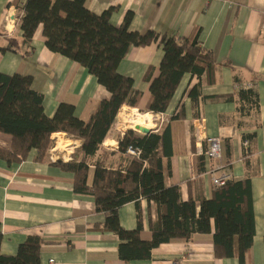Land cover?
Instances as JSON below:
<instances>
[{
	"label": "crops",
	"instance_id": "0c3cea01",
	"mask_svg": "<svg viewBox=\"0 0 264 264\" xmlns=\"http://www.w3.org/2000/svg\"><path fill=\"white\" fill-rule=\"evenodd\" d=\"M26 2L0 0V74L31 76L33 89L44 95L47 116L53 117L59 105L66 103L75 107L76 117L88 123L111 94L84 66L51 52L42 26L31 47L23 46L19 52L1 51L9 38H22L17 6ZM86 7L97 15L114 8L111 22L116 27L132 12L130 30L197 38L213 53L218 64L213 77L185 75L168 110L151 113L159 121L153 131L169 122L173 154L164 162L165 184L180 186L184 201L192 198L197 202V213L200 201L211 198L216 187L209 168L223 167L231 174V181L250 180L256 230L253 246L244 263L238 257L216 258L212 222L211 233L162 244L148 261L121 260L118 235L94 229L106 218L96 211L94 197L76 193L74 174L58 165L80 162L83 141L58 132L51 136L50 161L36 162L35 150L20 163L0 159L1 252L15 256L21 244L37 236L45 241L41 264H264V0H86ZM163 58V47L154 43L131 48L120 63L118 72L134 81L129 98L138 91L140 103L138 107L125 104L120 109L102 149L89 164V186L94 183L96 162L111 170L128 165V157L119 151V139L131 129V111L150 113V82L159 76ZM198 84L206 98H199L194 107L189 94ZM242 90L257 94V107L251 102L242 104ZM182 108L184 118L171 120ZM123 110L125 115L120 117ZM200 122L204 128L199 145L195 133ZM213 137L222 141V157L209 161L201 153L208 149L207 138ZM11 143L10 135L0 136V148L12 151ZM139 214L140 237L151 241L150 223L158 221L155 203L143 198L139 205L129 203L118 211L127 230L137 228Z\"/></svg>",
	"mask_w": 264,
	"mask_h": 264
},
{
	"label": "trees",
	"instance_id": "16d2710c",
	"mask_svg": "<svg viewBox=\"0 0 264 264\" xmlns=\"http://www.w3.org/2000/svg\"><path fill=\"white\" fill-rule=\"evenodd\" d=\"M17 9L22 38H9L2 52H19L23 46L31 47L36 31L42 26L46 47L84 66L111 97L100 103L88 123L76 117L75 107L66 103L60 104L55 115L49 117L44 110V95L33 89L31 76L0 74V136L12 137V151L0 148V159L9 164L20 163L35 150L36 162L50 161L51 136L67 133L83 141L82 158L80 162L58 165L74 174L76 193L94 197L96 211L106 217L105 222L94 229L118 235L121 260L127 263L148 261L154 249L162 244L189 241L195 234L211 233L213 222L215 257H238L244 263L256 231L250 180L229 181L215 187L211 198L200 201L197 213V202L192 198L184 201L180 186L167 187L165 184L164 162L173 154L169 122L158 132L141 134L128 130L119 139V151L128 157V165L111 170L96 162L94 183L92 186L87 184L89 164L102 149L120 109L125 104L138 107L140 103L138 91L129 98L133 79L118 72L130 49L154 43L163 47L160 74L150 82L152 98L148 111L152 114L168 110L185 75L213 77L218 65L213 53L205 50L197 38L160 35L155 31L141 34L130 30L132 12L126 15L120 27H116L111 22L114 8L97 15L86 7V0H27ZM189 96L194 107L199 98H206L202 96L201 84L194 86ZM239 98L242 104L258 105V96L253 90H242ZM184 116L182 108L171 120ZM130 147L140 150V156L129 155ZM203 162L202 157L201 165ZM143 198L155 203L158 211V221L150 223L151 241H143L140 237V214L135 230L122 227L118 216L121 207L129 203L139 205ZM2 240L0 225V264H41V249L45 243L42 238L29 237L15 256L1 252Z\"/></svg>",
	"mask_w": 264,
	"mask_h": 264
},
{
	"label": "built area",
	"instance_id": "2783aa9c",
	"mask_svg": "<svg viewBox=\"0 0 264 264\" xmlns=\"http://www.w3.org/2000/svg\"><path fill=\"white\" fill-rule=\"evenodd\" d=\"M262 27L264 29V23ZM203 128L204 126L201 122L199 123V126L197 125L196 127L195 137L199 145L202 139L200 135L202 134ZM207 141H208V149L207 151L201 153V155H203L209 161L213 159H220L222 157V150H223L222 141L220 140V138H215V137L207 138ZM248 145H249L248 140L244 141V146L246 148L248 147ZM127 153L131 156L138 157L140 156L141 151L130 147ZM208 172L212 175V181L216 187L223 186L232 180L231 174L224 172L223 167L214 166L212 168H209Z\"/></svg>",
	"mask_w": 264,
	"mask_h": 264
},
{
	"label": "bare ground",
	"instance_id": "6f19581e",
	"mask_svg": "<svg viewBox=\"0 0 264 264\" xmlns=\"http://www.w3.org/2000/svg\"><path fill=\"white\" fill-rule=\"evenodd\" d=\"M125 110L120 113V117H124ZM157 126L156 119L151 113H147L144 115L137 114L136 111H131V121L130 128L132 130H137L139 128H154Z\"/></svg>",
	"mask_w": 264,
	"mask_h": 264
},
{
	"label": "water",
	"instance_id": "95a60500",
	"mask_svg": "<svg viewBox=\"0 0 264 264\" xmlns=\"http://www.w3.org/2000/svg\"><path fill=\"white\" fill-rule=\"evenodd\" d=\"M138 130H139L138 132H140L141 134H147V133H149L150 131H152V130L149 129V128H139ZM135 131H137V130H135Z\"/></svg>",
	"mask_w": 264,
	"mask_h": 264
},
{
	"label": "rangeland",
	"instance_id": "374dc122",
	"mask_svg": "<svg viewBox=\"0 0 264 264\" xmlns=\"http://www.w3.org/2000/svg\"><path fill=\"white\" fill-rule=\"evenodd\" d=\"M156 123H157V126H156L155 128H153V129H151L152 131L155 130V129L159 126V125H158V124H159V121H158V122L156 121ZM128 130H132V129H128ZM134 131H135V130H134ZM135 132H138V131H135ZM138 133H140V132H138Z\"/></svg>",
	"mask_w": 264,
	"mask_h": 264
}]
</instances>
